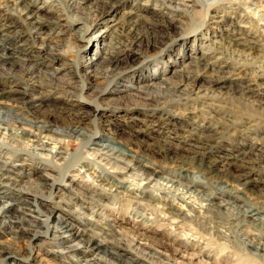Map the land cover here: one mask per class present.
Listing matches in <instances>:
<instances>
[{
	"label": "rangeland",
	"instance_id": "rangeland-1",
	"mask_svg": "<svg viewBox=\"0 0 264 264\" xmlns=\"http://www.w3.org/2000/svg\"><path fill=\"white\" fill-rule=\"evenodd\" d=\"M24 1L0 0V35H10L15 43L34 49L40 58L35 66L30 65L31 73L17 56L6 65L0 63V109L27 119L40 117L67 133L78 128L87 135L63 137L69 158L52 171L59 176L58 182L65 173L66 180L76 175L81 184L75 182L67 189L57 185L49 196V184L37 187L38 175L51 159L49 155L36 149L37 142L26 140L23 133L17 132L21 134L18 138L0 132V156L28 160V165L17 170L20 185L29 187L30 192L43 190L41 196L46 199L41 206L79 227L118 231L117 240L124 237L118 249L126 252L128 259L140 256L147 259L146 264L150 260L159 264H264L246 246L248 236L263 242L264 229L246 223L242 211L246 207L264 211V102H251L236 87L211 83L218 77L237 75L251 82H264L258 77L264 65V0H185L189 6H169L167 0H117L115 11L107 16L102 14L101 5L96 10L99 0H53L51 11H40L43 19L20 11L27 3ZM43 1L35 0L30 13ZM234 25L242 26L247 35L238 41L236 37L233 43L230 32ZM86 26L90 27L88 38L105 30L97 37L98 45L97 38L81 39ZM36 27L41 30L34 32ZM116 44L124 49L123 55L118 63L111 64L100 53L104 47ZM210 47H216V52ZM39 48L44 50L39 52ZM206 51H211L208 63L218 60L211 63L213 69L198 65ZM98 55L96 68H90ZM193 68L202 73L199 79L185 80L183 69ZM110 88L111 93L104 96ZM94 101L101 102L100 112L91 106ZM95 141L123 148L148 165V170L156 169L159 176L175 179L176 183L189 184L186 175L197 178L204 191L188 199L191 205L177 198L183 186L166 190L154 180L150 193L140 197L135 195L136 189L125 187L142 189L147 181L130 177L138 172L130 168L110 180L120 193L103 187L94 192L84 170L89 169L91 174L113 170L88 154L96 146ZM212 147L228 152L230 158L219 163L220 170L209 172L194 156L196 151ZM35 150L45 158L31 155ZM249 164L254 169L245 173L253 174V180L245 183L246 178L240 174ZM119 180L124 181L122 185L117 184ZM221 195L225 201L217 198ZM209 197L222 205H209ZM163 198L192 210L191 216L181 219L164 215L154 207L156 203L162 206ZM228 198L235 203L226 202ZM10 231L0 229V264L2 249L28 256L31 247L34 258L30 264H66L49 253L55 247L44 243L43 237L33 240L28 231L14 238L15 233ZM136 239L144 248L157 251L153 259L148 253L132 252L129 241Z\"/></svg>",
	"mask_w": 264,
	"mask_h": 264
},
{
	"label": "bare ground",
	"instance_id": "bare-ground-1",
	"mask_svg": "<svg viewBox=\"0 0 264 264\" xmlns=\"http://www.w3.org/2000/svg\"><path fill=\"white\" fill-rule=\"evenodd\" d=\"M19 1H24V0H19ZM34 1L35 0L24 1L25 3L26 2L27 3L25 5L23 4V6L19 8L20 11H23V13H27L28 16H31V17L36 16L37 18L40 19L42 18V16L40 15L41 14L40 11H44V10L51 11L52 10V3H54L53 0H44L43 1L44 3L40 4L38 9L32 14L30 13V6ZM167 1H169L168 5L170 3L171 4L184 3V5L187 4L185 0H183V2L182 0H167ZM117 4H118L117 0H99L98 4L96 5L97 6L96 10L97 9L100 10V7L102 6L101 7L103 8L102 14L107 16L110 13V11H115ZM186 6H189V5H186ZM39 19L37 20L39 21ZM85 28L87 29H84V31L81 33V39L84 41L96 40L97 37L102 36L103 33L105 32V30H101L99 34H95L88 38L87 35L89 33L90 27L86 26ZM2 29L3 28L0 27V31H2ZM40 30H41V27H36L33 31L39 32ZM230 34L232 36L233 43H234V40H236V37L238 38L237 39L238 41V40H241V37L243 35H247L246 31L242 29V26L240 25L239 26L234 25V27H232L231 29ZM0 37H1L0 38V63H3L4 65H6L8 62H10L9 59L12 56H15V57L17 56L20 61V64H23L26 67V71L31 73L33 68L31 69L30 65L35 66L34 64L36 63L37 59L40 58V55L35 54L36 51H33L34 49L28 46L26 47L24 44L15 43L16 39L15 40L12 39L10 35L3 33L0 35ZM98 40L99 39L97 38V45L99 43ZM84 47H85L84 44L83 46L81 45V48H84ZM210 48L212 52L213 50L214 52H216L215 50H217L216 47H210ZM103 49L104 51L100 53L102 58L107 59L111 64L118 63L122 59L124 49H121V47L118 46L117 44L110 45L107 49L104 47ZM37 50L41 52L44 49L39 48ZM234 52L236 53V51ZM210 54H211V51H206V53L203 54L204 56L202 57L198 65L200 64L204 66L206 69H208L209 67L212 68L211 63L214 64V62L218 60H214L208 63L207 61L211 59ZM99 55L98 57L96 58L94 57L92 59L90 68H96V63L99 59ZM262 61L264 62V60ZM183 70H184L183 71L184 78L187 81L188 80L197 81L199 79V76L202 74L199 71H195L194 68L193 69H183ZM259 71H260V74L258 73L259 74L258 77L264 78V65ZM259 71L257 70L256 72H259ZM196 72H199V74H196ZM219 72H222V71H219ZM211 83L213 85H218L217 87H227V86L236 87L237 89L241 90L243 94L248 96V99L249 98L252 99L253 101L251 102H254V103L264 102V82H259L257 79L251 82V80H246V77H240L239 75L235 77L222 76V77L213 79ZM112 90L113 89L110 88L108 91L104 92L103 95L106 96L110 94ZM171 100H173V98H171ZM91 106H93V109L95 112H100L102 110V104L101 102L99 103V101H94V104H91ZM56 126L54 127L53 125H51L49 121L42 119L40 117H34L33 119H27L20 115H14L10 113L8 110L0 109V132L1 133L6 134L7 136L11 135V136L18 137V138L23 133L21 135L22 137H24L26 140L37 142L39 148H36V147L35 148L45 151L46 155H49V157L51 158L48 160L47 166L45 165V167L41 169V173L38 175L40 182L38 181L37 183L38 185L37 187L41 186L40 188H42L43 184L50 185L49 196H52L54 194L55 192L54 188H56L57 185H61L63 188L67 189V188L74 187L76 184L75 182H78V184H81V182L77 180L76 175L71 176L69 177L68 180H66L65 173L64 174L61 173V179H60V182H58L59 176L57 177L56 175H54L52 171L55 169H58V166L63 164L62 161L66 162L68 161V158H69L65 142L63 141L64 139L63 137L70 135V136H77L79 138L83 136L84 134L87 135L83 131L78 130V128L74 130H69V132L67 133L65 129L61 130L57 128ZM17 132L21 134L18 135ZM24 134H28L29 136L25 137L23 136ZM44 137L47 138V140H45ZM89 141L91 142V139ZM53 144L55 145V147L51 146ZM93 144H95L96 146H94L91 149L95 153L93 151L88 152V154L93 155L92 157L88 155V157H91L92 159H95V160L97 159V162H106L105 164L110 165L109 169H113L111 171L108 170L107 174H98V172L96 171L91 174L89 172L90 171L89 169L84 170V172L87 173V177H88L86 180H88L89 182H92V185H89V187L92 190H94V192L95 190L101 189L100 187L109 189L111 193L117 191L118 190L117 186L115 188V185H111V182H110V180H112L111 178L114 177V175H116L117 173L119 174L127 173L128 169L130 168L138 169V172L133 173L131 176L130 175L128 176L133 177L137 181H144V180L147 181L146 186L142 189H139V187H136V186L125 187L127 190H130V191L136 189L137 192H135L136 193L135 195L141 194L140 197H142L143 195H146L148 191L150 193V189L153 188V187L150 188V186L154 180H156L155 181L156 185L160 183L166 187V190L167 189L171 190L170 189L171 187L174 188L178 185L183 186L184 188L183 189L180 188L182 192L181 191L180 193L178 192V194L180 195H178L177 198L179 199V201H183L191 205L192 203H190L188 199L193 194L198 195L204 191V187H202L203 184L202 185L200 184L202 181L197 178H194V177L190 178L188 175H186L188 179L190 180L189 184H185V183L182 184L180 183L181 181H179V183L178 182L176 183L175 179L172 180L162 175L159 176L157 174L158 172L156 171V169H153L152 171L148 170L147 169L149 168L148 165H144L140 163L137 160V157L129 154L130 152L128 153V152L121 150L123 148L119 149L120 147L116 148L109 144H103V143L101 144L98 141H95ZM190 147L196 150L201 148V146H199L200 148L196 146H190ZM30 153L33 156L39 155L41 156V158H45V156H43L44 154L38 152L37 150H35V153L33 152V154L32 152ZM196 153L197 155L194 156L195 159L199 160L202 164L206 165L207 166L206 170H209V172H211V170H220L219 169L220 167L218 166L219 163L226 161L227 159L230 158L228 152L221 150V149H216L215 147H212V149H208V150L204 149V151L198 150L196 151ZM98 159L100 160L98 161ZM27 161H28L27 159L24 160L22 158L15 159L13 156H10V155L7 157L6 155L4 157L0 156V203L3 204L0 208V229L2 228L10 229L11 230L10 232L15 233L14 238H17L28 231L32 233L33 240L41 239L43 237L44 243H51L55 247L54 249L52 248V250H50L49 253L55 256L61 257L66 264H146L147 259H144V258L140 259L139 255H138L139 257H137V260L128 259L126 258L127 253L118 249V247H122L121 242L124 238L122 237L121 241L120 239L117 240L118 233H119L118 231H115V232H112V230L108 231L103 227L101 228L95 227V229L92 227H79V225L76 222L72 221L71 219L65 218L61 214H56L52 209L51 210L44 209L42 207L44 203L42 200L46 199V197L41 196L42 194H44L43 190L41 189L42 190L41 193H38V192L36 193V191L30 192L29 191L30 188L22 187L20 185L21 184L20 180L17 178L19 177L18 175L19 173H17V170H19L20 169L19 167L21 166L23 167V166L28 165L29 163ZM57 161H60V163H58ZM253 169L254 168L252 167V165L249 164L247 166H244L243 172L241 171L242 173L240 174V177L246 178L245 183L250 182V181L252 182L253 180L252 178L253 174L245 173V171L246 170L253 171ZM11 173H16V176H14ZM157 177H159V180L157 179ZM160 179L163 181H166L165 182L166 184L164 182H161ZM123 182L124 181L119 180L117 184L122 185ZM94 183H96L97 185H95ZM167 193H169V191ZM221 194H224V192L223 193L221 192ZM212 197H209L208 199L209 205L218 206L219 203L222 205V202L220 201H217V200H215V202L212 201L211 200ZM224 197H225L224 195H221L217 198H220L222 201H225ZM233 198L236 199L237 197L233 196ZM191 200H194V199H191ZM4 201L5 203H3ZM51 201L53 202V200ZM162 201L165 202L162 206L160 205L158 206L156 203L154 204V207H156L157 209H160L164 215L176 216L179 218H181L182 216H183L182 218H186V217L189 218L191 216L192 210L190 209L188 211L184 210L181 206H177L174 203L175 201L173 203H170L167 201L166 198H163ZM226 202L232 204L234 201H232L231 198H228ZM174 208L175 210H173ZM242 211L245 217L244 220L247 221L246 223H250L253 227L259 230L264 229V211L263 210H260L259 208H254V207H246ZM84 224L87 225V223H84ZM109 236H114V237L112 239V238H109ZM129 242L132 243V245L131 244L129 245V247L132 249V252L137 251L138 253H141V254L145 253V255H147L148 253L151 255L152 259H153V256H155L154 253L157 252V251H152V250L150 251L148 250V248L147 249L144 248V246L141 245L142 243L141 241H139V239L137 240V242L136 241H129ZM246 246H247V250L251 252V254H254V256L260 257L261 259L264 260V241L262 242L260 240H257L255 238H251L250 236H248V241L246 242ZM30 249H31L29 252L30 254L28 256H25L17 251H12V250L6 251V249H2L1 257H2L3 264L7 262L8 260L10 261L9 264H30L31 258H34L32 257L33 248L31 247ZM148 260L150 259L148 258ZM149 264H159V263L156 262L155 260H150Z\"/></svg>",
	"mask_w": 264,
	"mask_h": 264
}]
</instances>
